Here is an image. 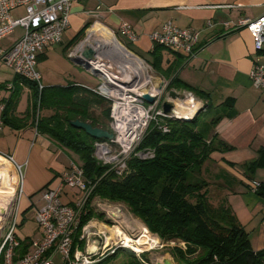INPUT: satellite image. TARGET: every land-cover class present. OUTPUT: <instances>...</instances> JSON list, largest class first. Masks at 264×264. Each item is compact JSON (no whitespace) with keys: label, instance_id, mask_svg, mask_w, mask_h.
<instances>
[{"label":"crops","instance_id":"crops-1","mask_svg":"<svg viewBox=\"0 0 264 264\" xmlns=\"http://www.w3.org/2000/svg\"><path fill=\"white\" fill-rule=\"evenodd\" d=\"M263 11L264 0H77L71 6L69 24L61 40L47 44L36 60L44 86L94 88L98 77L74 57L82 45L79 43L83 35L89 26L90 30L109 35L111 31H118L121 22L130 24L138 40L126 46L149 65L153 81L162 78L170 82L177 78L193 87L195 93H190L206 105L197 118L202 113L209 114L207 137H216L230 146L228 150L212 151L200 171L226 195V202L248 232L254 251L264 249V197L249 187L252 179L264 185V91L255 88L248 75L257 60L250 33L243 27L226 33L224 23H233L241 16L257 18ZM24 13L20 6L11 10L10 15L17 18ZM166 20L178 27L199 31L200 48L195 56L187 59L182 52L151 42L149 34ZM22 33V27H15L0 38V48L9 49ZM84 44L91 45L88 41ZM83 70L97 78L95 83L84 81ZM168 90L172 94L189 92L178 88ZM30 97V86L0 59V155H10L21 165L23 180L22 194L17 201V236L23 240L41 237L34 215L43 204L45 187L60 185V175L71 160L81 164L73 151L37 131L31 110L26 116ZM187 103L176 105L183 110L194 105ZM105 105L109 107L106 99L90 107V116L97 120L93 126L104 128L98 124L94 110L102 112ZM86 122L90 123L89 119ZM258 158L260 163L247 169L246 164ZM78 194L76 189L64 185L60 199L71 204ZM25 220L34 222L36 231L32 237L21 232ZM117 255L124 257L122 264H130L124 251Z\"/></svg>","mask_w":264,"mask_h":264},{"label":"built area","instance_id":"built-area-1","mask_svg":"<svg viewBox=\"0 0 264 264\" xmlns=\"http://www.w3.org/2000/svg\"><path fill=\"white\" fill-rule=\"evenodd\" d=\"M76 1L0 0V38L12 32L17 26L23 28L21 37L9 49L0 48V59L18 76L35 82L38 90L43 87V84L36 68L37 54L47 44L61 40L62 33L69 24L71 6ZM20 6L24 8V15L13 18L10 15L11 10ZM207 25L210 27L211 23L208 22ZM242 27L250 33L257 57L248 75L252 85L264 91V11L257 18L241 16L233 23H224L226 33ZM90 28L87 29L86 36L79 44L87 41ZM111 32L125 51L138 57L125 44L138 40V34L130 24L121 22L118 31ZM198 37L197 29L178 27L171 20H166L159 29L149 34L154 45L182 52L187 59L195 56L199 50ZM138 58L145 67H149L143 59ZM92 68L97 70L99 80L93 91L109 102V131L113 134L112 140H95L93 154L98 163L114 170L118 175L126 169V162L130 157L146 159L153 156L150 149H139V145L151 125L165 131L167 129L165 119H181L176 115L175 110L178 108L176 104L189 101L197 105L195 113L198 109H203V103L190 92L179 94L175 91L172 94L169 90L166 91L168 82L165 79L160 78L154 82L152 75L146 70L140 74L135 73L116 58L108 59L97 53ZM143 94L152 96L154 100L147 102L142 97ZM165 100H169L172 104L168 113L162 110V103ZM0 157L8 161L16 172L17 181L14 183L13 196L18 201L22 194L21 165L16 163L10 155H0ZM64 185L76 189L79 193L71 204L63 203L60 199L61 187ZM249 186L256 191L259 182L252 179L249 181ZM91 188L84 179L81 164L71 160L67 170L60 175V185L46 186L42 192L43 204L36 209L34 215L41 237L27 239V251L14 260V251L20 241H23L17 236L19 220L17 219V202H15L0 240V264H57L54 259L57 255L59 264H94L113 253L115 247L111 249L107 247L104 237L99 252L94 256H88L85 247L80 248L79 243L73 242L80 219L86 213ZM81 240L86 244L84 226L78 237V241ZM119 246L125 247L122 240Z\"/></svg>","mask_w":264,"mask_h":264},{"label":"trees","instance_id":"trees-1","mask_svg":"<svg viewBox=\"0 0 264 264\" xmlns=\"http://www.w3.org/2000/svg\"><path fill=\"white\" fill-rule=\"evenodd\" d=\"M23 80L31 88L30 109L26 116L31 110L38 132L78 156L84 179L92 187L87 204L94 197L122 203L151 234L164 243H175L165 254L177 264H264V249L254 251L251 248L248 232L237 221L226 202V195L201 174V165L212 151L230 149L216 137L203 135L209 130L210 122L200 127L197 115L205 110V104L190 118L165 119V131L151 125L139 149H150L153 156L130 157L126 169L118 175L97 162L93 154L94 139L69 123L70 119L79 117L97 125L89 109L100 105L105 98L93 88L43 85L38 90L35 82ZM170 88L195 93L193 87L177 78L168 82L167 89ZM78 91H82L81 95ZM41 110L50 113L42 114ZM107 112L109 107L103 108L102 114L107 115ZM259 163L260 158L246 167L252 169ZM255 192L264 197V185L259 183ZM89 211L86 208V213ZM86 213L73 238L80 248L84 247V241H78L79 234L90 219ZM27 248L26 239L20 241L13 259L23 255ZM122 250L130 258V264H146L131 250ZM115 255H109L98 264H105Z\"/></svg>","mask_w":264,"mask_h":264},{"label":"rangeland","instance_id":"rangeland-1","mask_svg":"<svg viewBox=\"0 0 264 264\" xmlns=\"http://www.w3.org/2000/svg\"><path fill=\"white\" fill-rule=\"evenodd\" d=\"M90 27L91 26H89L88 28ZM99 34L97 33L98 37L102 38V34ZM85 36L86 33L83 35V38ZM98 37L93 36L92 38L97 39ZM130 49L133 51L131 47ZM143 58L147 59L146 57ZM146 71L151 74L150 67H146ZM83 73L86 76V79L84 80L85 82L93 84L97 80L95 76H93L86 70H83ZM167 90L168 89L166 88V91ZM103 108H107V105H105ZM94 115L98 118V122H100L98 124L102 125L105 129H110L109 112H107V115H103L100 109H96L94 110ZM208 115L209 114L207 113H202L201 116L198 117L200 127L203 128V123L205 124L207 122V119L209 117ZM207 134L208 131L206 132L205 130L203 132V135L206 136ZM15 173L16 172L14 171L12 165L8 161L0 157V187L2 188L1 191L4 192V194L0 193V207L2 210L0 212V240L7 223V218L11 213L12 205L17 202L13 196L15 190L14 183L17 181V176L15 175ZM89 201L90 202L86 204V208H88L90 211L86 214L89 215L90 219L84 225V228L87 227L89 223H92V225H89L88 228H85V233L97 232L105 239H108V241L105 240L107 242V247H109L110 249L115 247V251L109 255H114V253H116V257L109 258L107 261L110 262L109 264L123 263L124 257L122 255H117L119 251L120 253H123L122 249L131 250L135 255H138L139 258H141L146 264H167L164 263L165 260L177 264L171 257L165 254L166 249L173 246L175 243H164L156 235L151 234L143 225V223L128 211L125 205H123L122 203L110 202L99 197H94ZM33 223L34 222L30 220H25L23 226H21V232H24L28 237H32L34 231H36ZM126 237L130 238L131 240L144 239L145 242H143L144 245L141 248V251H134L129 247L119 246L120 240H122V238L126 239ZM178 245L182 244L178 243ZM54 259L57 264H59V256H55ZM98 263L99 262L94 264Z\"/></svg>","mask_w":264,"mask_h":264},{"label":"water","instance_id":"water-1","mask_svg":"<svg viewBox=\"0 0 264 264\" xmlns=\"http://www.w3.org/2000/svg\"><path fill=\"white\" fill-rule=\"evenodd\" d=\"M97 51L96 49L89 44H82L80 49L76 51L74 54L77 61L81 63V65L89 70L93 75L97 76V70L92 68V63L96 59ZM142 97L147 102H152L154 98L148 94H143ZM172 104L169 100H165L162 103V110L164 113H168L171 110ZM70 125L83 130L88 136L94 138L98 141L104 140H112L113 134L108 129L93 126L92 124L82 121L80 119H71L69 121ZM103 243V237L97 232H87L86 233V244H85V252L88 256H94L99 252L100 246ZM171 260V259H170ZM172 261V260H171ZM168 260H165L164 263L174 264L173 262L168 263Z\"/></svg>","mask_w":264,"mask_h":264},{"label":"bare ground","instance_id":"bare-ground-1","mask_svg":"<svg viewBox=\"0 0 264 264\" xmlns=\"http://www.w3.org/2000/svg\"><path fill=\"white\" fill-rule=\"evenodd\" d=\"M97 33L100 32L96 31L95 29L89 30V35L87 37V41L91 43V45L96 49L97 53H99L101 56L111 59V58H117V60L123 64L124 66L129 67L132 71L135 73H142L145 72L146 67L143 64V62L136 56L128 53L125 51L115 40V37L113 36L112 32L109 35L102 34V38H99ZM99 34V35H101ZM93 36H97L98 38H92ZM145 79V77L143 78ZM187 105V104H186ZM190 105V104H189ZM196 107L197 105L191 106L188 110H183L180 107L175 110L177 117L179 118H190L192 115L196 114ZM2 188L0 187V193L4 194V192L1 191ZM15 191V190H14ZM6 194V193H5ZM4 204V203H3ZM1 206V204H0ZM0 207V212H1ZM89 225H91L89 223ZM88 225V226H89ZM85 227V228H88ZM86 230V229H85ZM105 240L108 241L106 238ZM122 241L124 242L125 247H129L130 249L134 251H141V248L143 247L145 240L144 239H137V240H131L130 238H122ZM171 263V262H169ZM172 264V263H171Z\"/></svg>","mask_w":264,"mask_h":264}]
</instances>
